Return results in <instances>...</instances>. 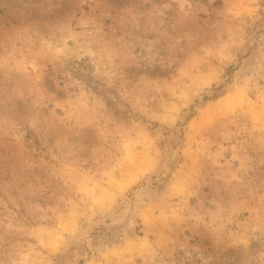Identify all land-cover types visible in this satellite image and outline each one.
Segmentation results:
<instances>
[{
  "label": "rangeland",
  "instance_id": "rangeland-1",
  "mask_svg": "<svg viewBox=\"0 0 264 264\" xmlns=\"http://www.w3.org/2000/svg\"><path fill=\"white\" fill-rule=\"evenodd\" d=\"M0 264H264V0H0Z\"/></svg>",
  "mask_w": 264,
  "mask_h": 264
},
{
  "label": "bare ground",
  "instance_id": "bare-ground-1",
  "mask_svg": "<svg viewBox=\"0 0 264 264\" xmlns=\"http://www.w3.org/2000/svg\"><path fill=\"white\" fill-rule=\"evenodd\" d=\"M141 165H144V164H141Z\"/></svg>",
  "mask_w": 264,
  "mask_h": 264
}]
</instances>
